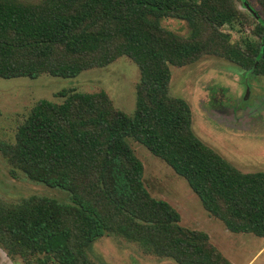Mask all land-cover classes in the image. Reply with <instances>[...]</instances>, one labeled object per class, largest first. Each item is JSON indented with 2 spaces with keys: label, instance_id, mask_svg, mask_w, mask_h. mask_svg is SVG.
<instances>
[{
  "label": "trees",
  "instance_id": "obj_1",
  "mask_svg": "<svg viewBox=\"0 0 264 264\" xmlns=\"http://www.w3.org/2000/svg\"><path fill=\"white\" fill-rule=\"evenodd\" d=\"M264 10V0H257ZM185 21L190 35L165 28ZM236 0H0V78H76L121 57L140 70L134 117L105 91L63 90L42 99L0 152L14 178L59 188L71 203L32 196L0 201V249L25 264H95L90 246L111 234L176 264H233L208 233L181 225L168 202L152 196L145 166L129 139L182 177L204 209L232 233L264 238V171L243 173L197 137L187 101L172 97L171 67L205 55L264 77V20L257 40L231 43L225 26L245 23Z\"/></svg>",
  "mask_w": 264,
  "mask_h": 264
},
{
  "label": "rangeland",
  "instance_id": "obj_2",
  "mask_svg": "<svg viewBox=\"0 0 264 264\" xmlns=\"http://www.w3.org/2000/svg\"><path fill=\"white\" fill-rule=\"evenodd\" d=\"M246 4L264 20V10L257 0H236V6L247 20L224 27L223 32L230 35L233 44L257 40L254 35L257 20ZM162 24L180 36L190 35L185 21L166 19ZM171 72L169 93L190 105L192 128L197 137L241 172L264 171V77L247 73L215 55H205L184 67L172 66ZM139 81V67L128 57L118 58L106 67L87 70L76 78L51 75L36 79L0 78V141L14 143L18 127L33 106L42 99L62 103L65 98L60 93L63 90L105 91L118 110L134 117ZM129 142L144 163L145 186L153 197L177 209L183 227L207 232L212 243L233 264H264V238L230 232L223 222L204 209L186 180L142 144L132 139ZM10 170V164L0 152V201L19 203L32 196H45L60 203H71L69 192L33 182L21 172L14 178ZM88 254L95 264H176L169 258L149 254L138 243L114 234L94 242ZM4 259L5 254L0 250V264H4ZM12 263L25 264L19 257Z\"/></svg>",
  "mask_w": 264,
  "mask_h": 264
},
{
  "label": "water",
  "instance_id": "obj_3",
  "mask_svg": "<svg viewBox=\"0 0 264 264\" xmlns=\"http://www.w3.org/2000/svg\"><path fill=\"white\" fill-rule=\"evenodd\" d=\"M246 7H247V9H248L251 13H253V14L256 16L255 11H254V10H253L248 4H246ZM254 73H255V69L251 71V74H254ZM248 92H249V90L247 91L246 98H247V96H248Z\"/></svg>",
  "mask_w": 264,
  "mask_h": 264
},
{
  "label": "crops",
  "instance_id": "obj_4",
  "mask_svg": "<svg viewBox=\"0 0 264 264\" xmlns=\"http://www.w3.org/2000/svg\"><path fill=\"white\" fill-rule=\"evenodd\" d=\"M205 232V231H204ZM207 233V232H206ZM211 238V237H210ZM211 242H212V240H211ZM1 250V249H0ZM1 252H3L4 254H5V259H4V264H8L7 262L9 261L11 264H13L12 263V261L13 260H11L7 255H6V253L3 251V250H1ZM232 262V261H231Z\"/></svg>",
  "mask_w": 264,
  "mask_h": 264
}]
</instances>
